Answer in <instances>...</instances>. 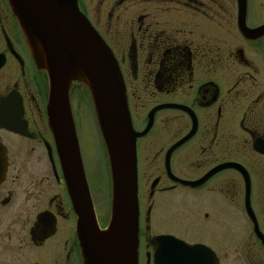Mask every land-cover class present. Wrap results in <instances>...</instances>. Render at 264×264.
I'll return each instance as SVG.
<instances>
[{"label":"flooded vegetation","instance_id":"flooded-vegetation-1","mask_svg":"<svg viewBox=\"0 0 264 264\" xmlns=\"http://www.w3.org/2000/svg\"><path fill=\"white\" fill-rule=\"evenodd\" d=\"M6 2L0 264H82L48 127L47 77L19 27L22 41L10 35L16 20ZM79 7L117 62L134 131L150 122L136 140L138 182L143 171L152 177L146 198L138 192V264H192L184 246L197 248L202 264H264V0H102L96 17ZM169 174L211 176L182 186ZM172 194L178 200H157ZM165 223L176 230L154 231ZM141 231L152 232L144 259Z\"/></svg>","mask_w":264,"mask_h":264},{"label":"water","instance_id":"water-1","mask_svg":"<svg viewBox=\"0 0 264 264\" xmlns=\"http://www.w3.org/2000/svg\"><path fill=\"white\" fill-rule=\"evenodd\" d=\"M7 4L36 69L47 76L48 127L55 141L67 193L78 216L82 264H137L135 142L147 133L150 122L140 134L133 130L118 65L80 11L78 0H7ZM74 86L82 87L89 96L109 166L110 216L104 230L99 228L95 217L75 134L70 107ZM210 176L186 182L169 174L173 182L182 186H199ZM184 249L192 251L189 252L192 264H202L197 248Z\"/></svg>","mask_w":264,"mask_h":264},{"label":"rangeland","instance_id":"rangeland-1","mask_svg":"<svg viewBox=\"0 0 264 264\" xmlns=\"http://www.w3.org/2000/svg\"><path fill=\"white\" fill-rule=\"evenodd\" d=\"M80 2L81 5L83 4L85 6L87 17H96L95 13L102 0H80ZM6 6L5 10L7 11L8 15H12L7 2ZM103 8H105V5H103ZM19 29L17 26V21L9 25V30L11 32L10 35L14 38L13 40L17 44L22 41V37L18 31ZM71 108L79 143L82 166L84 169L91 200L94 205L96 218L100 227L102 228L106 225V220L108 219L109 213L111 195L110 172L105 150L102 141L100 140L97 126L93 117L91 103L85 90L77 88L73 91ZM151 180L152 177H150V174L148 175L144 171L140 174L138 192L141 194V197L145 196L146 198ZM177 196L178 194L165 195L158 197L157 200L160 203L166 200H178ZM175 228L176 227L174 224L165 223L163 225H155L154 231H173L176 230ZM141 230H143V228ZM151 234L152 232L146 234L141 231V259H144L143 256L145 250L143 247L147 244V235Z\"/></svg>","mask_w":264,"mask_h":264}]
</instances>
